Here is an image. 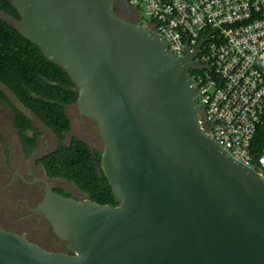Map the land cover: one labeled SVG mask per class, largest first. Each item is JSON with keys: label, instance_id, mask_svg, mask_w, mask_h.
<instances>
[{"label": "water", "instance_id": "1", "mask_svg": "<svg viewBox=\"0 0 264 264\" xmlns=\"http://www.w3.org/2000/svg\"><path fill=\"white\" fill-rule=\"evenodd\" d=\"M119 0H11L15 30L64 69L102 141L115 206L48 186L38 209L70 253L0 228V264H264V179L200 127L190 71Z\"/></svg>", "mask_w": 264, "mask_h": 264}, {"label": "built area", "instance_id": "2", "mask_svg": "<svg viewBox=\"0 0 264 264\" xmlns=\"http://www.w3.org/2000/svg\"><path fill=\"white\" fill-rule=\"evenodd\" d=\"M137 25L175 56L195 52L190 71L204 114L201 129L264 179V146L251 142L264 120V0H128Z\"/></svg>", "mask_w": 264, "mask_h": 264}, {"label": "trees", "instance_id": "3", "mask_svg": "<svg viewBox=\"0 0 264 264\" xmlns=\"http://www.w3.org/2000/svg\"><path fill=\"white\" fill-rule=\"evenodd\" d=\"M0 13L16 22L20 20L11 0H0ZM0 85L59 138L69 129L65 108L77 99L74 83L62 67L47 60L37 46L23 38L12 24L2 18ZM0 102L12 107L16 127L31 129L30 120L12 105L1 88ZM263 146L264 120L253 136L252 153L258 154ZM50 159L49 170L54 169L53 174L64 175L91 201L111 206L119 203L101 171L100 151L73 139L70 144L61 145Z\"/></svg>", "mask_w": 264, "mask_h": 264}, {"label": "flooded vegetation", "instance_id": "4", "mask_svg": "<svg viewBox=\"0 0 264 264\" xmlns=\"http://www.w3.org/2000/svg\"><path fill=\"white\" fill-rule=\"evenodd\" d=\"M114 11L128 22H138L136 11L128 0H119ZM14 116L12 107L0 102V228L44 250L70 253L67 243L55 236L38 205L44 198L46 186L63 197L87 198L64 175L49 170L50 158L61 145H68L73 139L92 149L81 136L97 129L96 124L77 111L74 117L78 120V134L71 133L72 124L67 116L69 129L59 138L34 115L33 120L25 115L31 129L16 127ZM98 141L102 143L100 137ZM55 166L58 168L57 163Z\"/></svg>", "mask_w": 264, "mask_h": 264}, {"label": "rangeland", "instance_id": "5", "mask_svg": "<svg viewBox=\"0 0 264 264\" xmlns=\"http://www.w3.org/2000/svg\"><path fill=\"white\" fill-rule=\"evenodd\" d=\"M10 24L13 25L12 22H10ZM0 88L2 90H4L5 94L8 96L10 102L12 103V105L17 108L19 111H21L22 113H24L28 118H30V120L35 119V117L33 116V114L23 108L16 100L15 98L12 96V94L10 92H8L6 89H4L1 85ZM66 114L69 117V119L71 120V133H75L78 134V128H77V123L78 120L74 117V115H76L77 110L75 109L74 105H70L68 107L65 108ZM81 138H83L85 141H87V144L92 148V149H96L98 151H102V143L100 144V142L98 141L99 139V135H98V131L97 129H93L91 133H89V135H82ZM50 247V246H48Z\"/></svg>", "mask_w": 264, "mask_h": 264}]
</instances>
